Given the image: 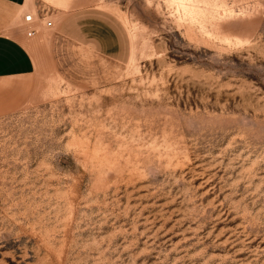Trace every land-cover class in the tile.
I'll return each instance as SVG.
<instances>
[{
    "label": "rangeland",
    "instance_id": "obj_1",
    "mask_svg": "<svg viewBox=\"0 0 264 264\" xmlns=\"http://www.w3.org/2000/svg\"><path fill=\"white\" fill-rule=\"evenodd\" d=\"M7 25L35 73L0 113V264H264V0H27Z\"/></svg>",
    "mask_w": 264,
    "mask_h": 264
},
{
    "label": "crops",
    "instance_id": "obj_2",
    "mask_svg": "<svg viewBox=\"0 0 264 264\" xmlns=\"http://www.w3.org/2000/svg\"><path fill=\"white\" fill-rule=\"evenodd\" d=\"M27 0H0V113L15 108L23 100L24 84L14 88L11 81L27 79L35 73V62L27 46L8 32ZM25 88V89H24Z\"/></svg>",
    "mask_w": 264,
    "mask_h": 264
},
{
    "label": "built area",
    "instance_id": "obj_3",
    "mask_svg": "<svg viewBox=\"0 0 264 264\" xmlns=\"http://www.w3.org/2000/svg\"><path fill=\"white\" fill-rule=\"evenodd\" d=\"M53 24L52 22H48L47 26L51 27ZM24 31L29 38H33L37 34V28H36V19L35 16L32 13L26 14L23 18V24H22Z\"/></svg>",
    "mask_w": 264,
    "mask_h": 264
},
{
    "label": "bare ground",
    "instance_id": "obj_4",
    "mask_svg": "<svg viewBox=\"0 0 264 264\" xmlns=\"http://www.w3.org/2000/svg\"><path fill=\"white\" fill-rule=\"evenodd\" d=\"M35 13V12H34ZM36 17V16H35Z\"/></svg>",
    "mask_w": 264,
    "mask_h": 264
}]
</instances>
